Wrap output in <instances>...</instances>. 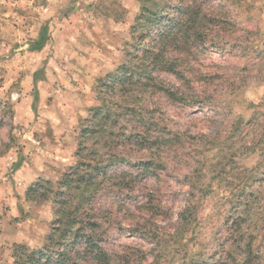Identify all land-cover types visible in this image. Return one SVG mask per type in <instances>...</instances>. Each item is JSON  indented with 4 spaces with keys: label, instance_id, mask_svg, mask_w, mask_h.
Returning <instances> with one entry per match:
<instances>
[{
    "label": "rangeland",
    "instance_id": "1",
    "mask_svg": "<svg viewBox=\"0 0 264 264\" xmlns=\"http://www.w3.org/2000/svg\"><path fill=\"white\" fill-rule=\"evenodd\" d=\"M141 8L0 0V264L54 222L28 190L89 165L107 168L93 203L120 264H264V0H210L219 21L184 80L121 88L119 68L140 67Z\"/></svg>",
    "mask_w": 264,
    "mask_h": 264
},
{
    "label": "trees",
    "instance_id": "2",
    "mask_svg": "<svg viewBox=\"0 0 264 264\" xmlns=\"http://www.w3.org/2000/svg\"><path fill=\"white\" fill-rule=\"evenodd\" d=\"M209 1L141 0L142 8L136 22L143 40L140 52L134 56L140 67L133 68L129 64L120 67L117 86L125 88L137 83L143 87V81H159L153 75L156 72L184 80L182 61L199 52L219 21L213 10L207 8ZM45 40L41 34L33 48L41 49ZM158 83V91L171 100L183 102ZM105 113L108 115L104 116ZM101 116L104 120L114 119L108 112H102ZM140 120L144 122L143 118ZM152 165L151 161L142 162L140 168L143 166V170L148 171ZM102 166L89 165V171L64 174L55 185L41 181L28 190V201H52L55 219L41 247L30 249L25 244L13 245L14 264H120V257L108 254L102 244L106 233L93 203L101 190L98 180L106 176L107 168ZM107 166L111 167L112 163Z\"/></svg>",
    "mask_w": 264,
    "mask_h": 264
}]
</instances>
